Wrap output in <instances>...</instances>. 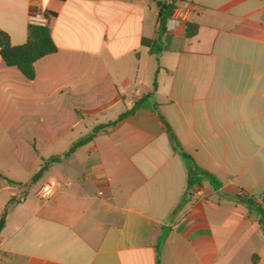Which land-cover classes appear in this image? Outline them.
<instances>
[{"label": "crops", "instance_id": "obj_1", "mask_svg": "<svg viewBox=\"0 0 264 264\" xmlns=\"http://www.w3.org/2000/svg\"><path fill=\"white\" fill-rule=\"evenodd\" d=\"M159 1L64 0L33 80L0 55V264H264L259 216L236 199L264 207V0H179L187 21L153 54ZM47 2L0 0L13 45ZM168 128L218 183L189 186Z\"/></svg>", "mask_w": 264, "mask_h": 264}, {"label": "trees", "instance_id": "obj_2", "mask_svg": "<svg viewBox=\"0 0 264 264\" xmlns=\"http://www.w3.org/2000/svg\"><path fill=\"white\" fill-rule=\"evenodd\" d=\"M64 0H48L44 15L47 19V24L44 26L30 24L28 27V38L24 44L13 45L11 43L9 35L0 30V55L4 63L10 67H16L22 74L29 80L35 78L34 64L40 58L54 53L57 51V46L53 41L52 31L59 15L61 6ZM179 0H163L159 9V28L160 31L155 39H143L144 46L150 48L153 54H158L163 49V36L167 31V22L171 18L174 11L178 8ZM187 36L189 38L194 37L198 32V25L195 23H187ZM257 39L264 41V34L255 35ZM156 88V84H155ZM153 93L144 95L141 99L135 102L134 106L123 113L119 119L114 122L118 123L125 116L134 113L138 108L145 107L147 102L152 97ZM156 106V105H155ZM99 128H97L98 130ZM169 137L173 148L179 152V154L185 159L189 168V186L197 185L201 183L200 176L208 178L211 183H218L216 178L208 172L201 169L182 148L175 133L171 128H168ZM89 138H83L75 142L73 146L63 156L55 157L52 160L46 161L32 178V182L38 181L43 173L48 169L49 165L54 162H58L62 157L69 156L78 147L84 145ZM240 202L244 203L251 211L255 212L259 216L260 225L264 232V207L257 204L252 198H248L245 195L237 196ZM5 217L0 220V232L4 226ZM159 264V262H158Z\"/></svg>", "mask_w": 264, "mask_h": 264}, {"label": "built area", "instance_id": "obj_3", "mask_svg": "<svg viewBox=\"0 0 264 264\" xmlns=\"http://www.w3.org/2000/svg\"><path fill=\"white\" fill-rule=\"evenodd\" d=\"M191 11V3L188 1H181L178 3V8L174 11L171 18L167 22V31H174L178 26L187 21V17ZM30 23L33 25L44 26L47 24V19L44 13H32L30 15ZM57 190V183L54 181L46 182L38 190L37 195L41 200L51 199ZM199 188L194 191L198 193Z\"/></svg>", "mask_w": 264, "mask_h": 264}, {"label": "water", "instance_id": "obj_4", "mask_svg": "<svg viewBox=\"0 0 264 264\" xmlns=\"http://www.w3.org/2000/svg\"><path fill=\"white\" fill-rule=\"evenodd\" d=\"M161 5H162V2H161V1H159V2H158V6H161Z\"/></svg>", "mask_w": 264, "mask_h": 264}]
</instances>
